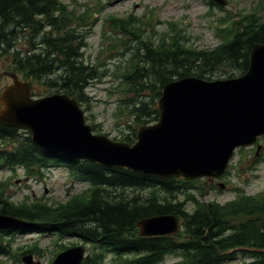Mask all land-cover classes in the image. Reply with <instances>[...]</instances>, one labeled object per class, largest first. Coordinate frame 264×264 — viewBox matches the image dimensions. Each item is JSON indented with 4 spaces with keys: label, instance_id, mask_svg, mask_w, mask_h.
Returning <instances> with one entry per match:
<instances>
[{
    "label": "trees",
    "instance_id": "16d2710c",
    "mask_svg": "<svg viewBox=\"0 0 264 264\" xmlns=\"http://www.w3.org/2000/svg\"><path fill=\"white\" fill-rule=\"evenodd\" d=\"M65 7L60 0H0V54L8 53L9 67L25 79L66 93L87 109L86 88L100 79V72L85 61L82 52L90 25L87 17ZM261 10L238 12L229 24L217 29L221 41L211 48L190 45L177 23L153 35L143 29V25L151 26L152 18L146 15H109L105 23L118 38L116 52L129 53L119 74L121 86L117 85L124 108L130 107L129 119L136 125L156 120L161 87L172 79L192 75L210 80L208 75L214 70H222L225 77L234 76L233 70L244 72L252 46L264 44ZM92 127L98 130L93 123ZM134 135L132 129L113 139L133 142ZM0 163L13 170L21 167L25 176L35 180L61 163L71 184H86L65 201L48 202L15 200L0 183V213L30 222L27 229L0 231V255L14 249L11 237L18 232H57L96 249L82 264H104L108 256L115 258L112 264H225L238 260L239 254L249 259L234 264H264V192L240 194L226 204L188 194L192 209L186 211L176 193L196 188L202 195L204 182L161 180L83 159L64 162L34 145L29 131L1 124ZM168 213L181 220L178 233L139 235L138 220ZM239 215L245 218L234 225L232 219ZM67 247L60 245L61 250ZM26 249L22 253L41 252L36 244ZM168 255L175 258L170 263L166 262Z\"/></svg>",
    "mask_w": 264,
    "mask_h": 264
},
{
    "label": "water",
    "instance_id": "95a60500",
    "mask_svg": "<svg viewBox=\"0 0 264 264\" xmlns=\"http://www.w3.org/2000/svg\"><path fill=\"white\" fill-rule=\"evenodd\" d=\"M225 4V0H213ZM13 82L0 92V124L29 129L32 141L55 155L84 158L107 168H125L144 176L208 180L225 172L237 146L264 134V44H254L244 73L205 81L185 76L166 82L156 101L158 118L137 128L135 141L92 133L77 100L66 93L31 97L28 82ZM260 149V146H258ZM0 214V229L24 227ZM141 236L176 233L175 214L137 221ZM251 250V249H250ZM81 246L60 252L52 264H78ZM31 255L22 260L30 262Z\"/></svg>",
    "mask_w": 264,
    "mask_h": 264
},
{
    "label": "rangeland",
    "instance_id": "374dc122",
    "mask_svg": "<svg viewBox=\"0 0 264 264\" xmlns=\"http://www.w3.org/2000/svg\"><path fill=\"white\" fill-rule=\"evenodd\" d=\"M62 4L67 5V11L80 14L83 10H88V16L92 22L91 32L84 37L86 46L82 48L85 61L94 64L100 75L99 80H94L86 88L88 99V108L82 104L86 120L89 124H95L98 132L107 134L109 137H119L124 133L137 129V125L133 123L132 118L128 117L129 106L124 108L120 97L122 93L117 88L121 86V77L119 74L124 70L125 60L129 53L118 55L116 52L120 46L117 36L112 31L106 32L108 27L105 18L108 15L120 16L134 14L137 16L149 15L148 9L153 8L159 20L152 19L151 26L155 31L151 30L150 25H143V29H147L148 34H157L164 30L167 24L164 21H176L181 23V27H185L186 33L190 38L189 43L199 48L213 47L219 42L217 34V24L220 26L227 25L237 16L238 12H247L253 10L257 2L263 3L264 0H227V2L219 8L217 5L211 6L208 0H60ZM264 12V9L262 10ZM261 11V12H262ZM97 20L94 22V19ZM90 24V22H88ZM103 30L107 34L103 38ZM146 33V34H147ZM122 36V33L119 32ZM25 47V45L23 46ZM10 57L8 53L0 54V92L5 85L13 82V77L9 74L14 73L18 80H27L18 71L9 67ZM229 72L231 71L228 70ZM234 76L239 75L233 70ZM212 79L226 78V73L222 70H214L208 75ZM97 78V79H98ZM52 90L44 89L41 83L32 82V91L37 98L53 93ZM258 144L263 145L262 148L256 150L257 145L251 147H241L234 151V155L229 162L227 171L220 178L207 180L206 178H196L197 182H204L205 190L201 195L196 188L181 189L177 192L178 199L182 201V205L186 211L192 209L191 199L188 194L202 200H212L219 204H226L239 198L240 194L257 195L264 192V136L257 140ZM11 181L10 190L13 198L22 200L23 195L31 198H39L48 202L63 201L69 193L78 191L85 187V184L75 183L70 191L71 184L67 178V171L64 166L52 167L46 171L40 181L24 179L21 170L18 175H14L9 169L0 167V181ZM6 184V183H5ZM8 184H6V187ZM172 214V213H169ZM242 215L232 219L234 225L236 222L242 221ZM238 225V224H237ZM56 234V233H55ZM12 240L15 246L26 245L37 242V251H30L26 256L31 255L30 262L25 261L22 264H49L54 254L60 251V245H80L81 240L78 238H60L56 239L54 234H37L26 232V234L17 233ZM14 246L13 252L8 257H2L0 264H18L16 262L19 253L23 248ZM79 247V246H78ZM88 251L83 253H91L96 251L93 246L85 245ZM123 256V255H122ZM238 260L227 262L225 264H234L240 262L243 258L248 260L245 255H238ZM175 258L171 255L166 257V262L170 263ZM106 264H112L113 259L109 256L106 258ZM21 264V263H20ZM81 264V263H80Z\"/></svg>",
    "mask_w": 264,
    "mask_h": 264
}]
</instances>
